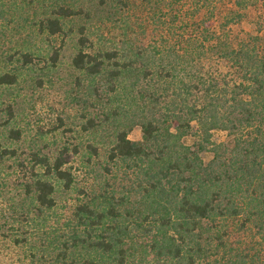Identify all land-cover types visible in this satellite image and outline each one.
Returning <instances> with one entry per match:
<instances>
[{
	"label": "trees",
	"instance_id": "obj_1",
	"mask_svg": "<svg viewBox=\"0 0 264 264\" xmlns=\"http://www.w3.org/2000/svg\"><path fill=\"white\" fill-rule=\"evenodd\" d=\"M50 1L37 33L73 41L80 126L99 136L81 160L102 181L61 219L57 193L75 180L68 147L53 160L34 153L44 171L25 185L22 214L52 223L30 264H264V0ZM49 49L17 60L53 68L60 48ZM17 79L0 71V85ZM135 125L140 141L128 138ZM120 165L135 177L116 197L108 177Z\"/></svg>",
	"mask_w": 264,
	"mask_h": 264
},
{
	"label": "rangeland",
	"instance_id": "obj_2",
	"mask_svg": "<svg viewBox=\"0 0 264 264\" xmlns=\"http://www.w3.org/2000/svg\"><path fill=\"white\" fill-rule=\"evenodd\" d=\"M49 5L50 0H0V71L12 68L18 73L15 84L0 85V264H30L34 250L40 253L39 249L45 248L43 236L49 233L48 225L52 222L39 218L32 222L34 216L22 214L29 201L25 185L31 182L34 173L44 171L42 166L34 164V153L53 160L64 146L68 147L63 154L64 167L71 166L75 180L72 190L57 193L54 212L61 219L69 215L75 204L83 201V194L78 191L88 190L89 186L96 188L102 181V175L90 171L81 160L84 145L93 142L92 137L98 139L99 136L80 126L85 118L81 116L80 102H76L75 72L69 66L74 52L73 41H67L63 47L60 37L46 38L37 33L38 20ZM240 25L246 31L256 32L255 25L249 21ZM51 46L60 48L59 60L53 68H49L42 57L34 56L30 64L17 60L19 51L38 50L47 56ZM88 111L91 116L98 113L91 107ZM128 138L140 141V127L133 126ZM231 139L224 132L216 131L212 135L216 143L230 144ZM184 142L190 144L191 140L185 138ZM73 145L79 147L78 153ZM212 155L211 151L201 153L205 163ZM95 160L104 162L103 156ZM134 177L132 170L120 165L108 177L106 188L112 189L117 197ZM14 237L26 239L29 247L14 244ZM49 252L43 254L51 259L53 253Z\"/></svg>",
	"mask_w": 264,
	"mask_h": 264
}]
</instances>
